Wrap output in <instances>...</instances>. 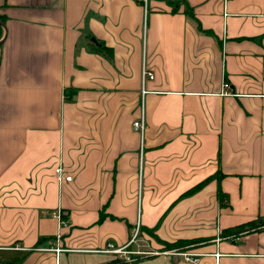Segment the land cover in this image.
Returning a JSON list of instances; mask_svg holds the SVG:
<instances>
[{
    "label": "crops",
    "instance_id": "crops-1",
    "mask_svg": "<svg viewBox=\"0 0 264 264\" xmlns=\"http://www.w3.org/2000/svg\"><path fill=\"white\" fill-rule=\"evenodd\" d=\"M0 15V264L107 263L97 249L135 230L131 249L162 252L122 264H264V228L221 234L264 217V0H0Z\"/></svg>",
    "mask_w": 264,
    "mask_h": 264
},
{
    "label": "built area",
    "instance_id": "built-area-1",
    "mask_svg": "<svg viewBox=\"0 0 264 264\" xmlns=\"http://www.w3.org/2000/svg\"><path fill=\"white\" fill-rule=\"evenodd\" d=\"M136 1L141 2L142 5L145 8L147 7L148 2H149V0H136ZM142 75H143V77H149V78L153 77V73L151 71H148L147 69H143ZM224 87H226V88L228 87V82L224 83ZM226 88H225L224 91L228 92V90H226ZM132 126H133L134 129L138 130L140 132V134L142 135L144 127H145V123H144L143 117H140L139 119L134 120L133 123H132ZM140 156H142V139H141ZM55 175H56V177H57V179L59 181H62L63 179L69 180V179L72 178L71 175L65 174L63 172V169H62L61 166L56 167ZM57 216L59 217L60 223L64 224L66 222L67 219L62 217L60 212H57ZM136 233H137V230L134 231V233L129 238V240L123 245H115V243H113L111 241H108L104 248H100V249H97V250L104 251V252H112V253L118 254L119 257L123 258L125 261L132 260L133 258L137 257L138 255H144V254L151 253V252L152 253L162 252V251H158V250H143V249H139V248L131 249L129 247V245L134 242V238L136 237ZM59 236L60 235L57 234V237H59ZM50 246L51 245L45 246V247L43 246V247H39V248H53V247H50ZM1 248H2V246H0V249ZM3 248L22 249V250L26 251V250L31 249L32 247L22 245L19 242H14L12 244L4 246ZM54 249L56 251H59L61 248L56 246ZM176 250L177 249L163 250V252L175 251L176 253L181 254L183 256V258L188 260V261H191V262L199 261V258H200V255H201L200 252H194V251H189V250H180V251H176ZM215 254H216V256L219 255L218 252H216Z\"/></svg>",
    "mask_w": 264,
    "mask_h": 264
},
{
    "label": "trees",
    "instance_id": "trees-1",
    "mask_svg": "<svg viewBox=\"0 0 264 264\" xmlns=\"http://www.w3.org/2000/svg\"><path fill=\"white\" fill-rule=\"evenodd\" d=\"M4 17L2 15H0V39L2 38L3 34H4ZM219 200L221 204H225L226 203V199H225V193H223L222 191L219 192ZM260 228H264V217L262 216H258L256 218H252L248 221H245L243 223L234 225V226H230V227H225L221 230V234L222 235H226L228 233H232L235 235H239L245 232H250L253 230H258ZM149 233H153V229L152 228H148L146 229ZM192 242V239H179L173 243L170 242H164V248L166 247H172V246H178V245H183V244H187ZM125 260L123 258H114L111 259L110 261H108L107 263H103V264H122L124 263Z\"/></svg>",
    "mask_w": 264,
    "mask_h": 264
},
{
    "label": "water",
    "instance_id": "water-1",
    "mask_svg": "<svg viewBox=\"0 0 264 264\" xmlns=\"http://www.w3.org/2000/svg\"><path fill=\"white\" fill-rule=\"evenodd\" d=\"M3 37H4V35H3L2 38L0 39V42L2 41Z\"/></svg>",
    "mask_w": 264,
    "mask_h": 264
}]
</instances>
